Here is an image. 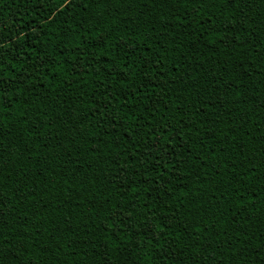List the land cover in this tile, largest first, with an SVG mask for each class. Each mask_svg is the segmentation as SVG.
<instances>
[{"label":"trees","instance_id":"obj_1","mask_svg":"<svg viewBox=\"0 0 264 264\" xmlns=\"http://www.w3.org/2000/svg\"><path fill=\"white\" fill-rule=\"evenodd\" d=\"M73 5L68 10L63 0L59 5L0 0V40L13 42L5 51L14 53L4 61L0 76L23 81L15 89L5 83L14 102L11 113L0 117V264H103L106 255L111 264H258L251 257L264 242V0H241L234 18L225 13L224 23L235 31H224L215 21L216 31L207 36H224L215 45L198 39L200 25L209 27L207 17L220 16L208 0L197 15L200 23L189 31L179 24L184 16L192 20L185 7L173 12L168 10L172 5L145 6L134 0L131 6H110L112 15L105 18L91 0H73ZM109 28L105 46L93 48L95 37ZM133 45L140 53L124 55ZM113 55L119 57L114 67ZM44 61L54 64L41 69L42 83L34 86L25 79V66ZM157 62L163 73L156 71ZM74 63L82 66L75 78L70 70ZM110 68L123 69L127 83L108 77ZM162 75L167 94L156 89V95L167 103L145 111L152 101L145 103L144 93L151 88L137 86L148 84L149 78L162 83ZM106 102L112 111L104 116H114L123 127L113 129L111 120L100 122V114L94 115L93 105ZM141 121L143 126L136 128ZM165 121L179 133L172 144L181 141L190 152H184L188 164L181 170L196 169L198 175L189 179L187 191L168 185L171 199L165 196L161 203L151 186L138 180L143 158L137 154L132 159V154L138 149L142 153L143 146L134 147L128 135L138 141L149 126ZM109 130L123 138L106 136ZM118 165L127 169L128 184H121ZM234 176L243 177V185L254 190L244 201L232 195L240 185L226 188ZM157 182L163 180L157 177ZM248 200L254 206L238 207ZM201 205L207 223L216 221L210 236L197 230L190 241L180 224L151 243L136 235L150 213L153 220H163L169 210H178V219L187 225L200 221L203 226L196 214ZM113 207L131 213L132 226L121 228V239L111 235L108 224ZM177 234L179 240L174 239Z\"/></svg>","mask_w":264,"mask_h":264},{"label":"snow or ice","instance_id":"obj_2","mask_svg":"<svg viewBox=\"0 0 264 264\" xmlns=\"http://www.w3.org/2000/svg\"><path fill=\"white\" fill-rule=\"evenodd\" d=\"M30 3H35V0H29ZM40 2L48 3L51 2L54 5H59L60 0H40ZM92 3L96 4L97 7L101 9V14L107 18V16L112 15L110 11V6H115L116 8H119L122 5H129L134 2V0H91ZM208 2L212 5V7L217 8V11L220 13L219 17H213L208 16L206 19V23L209 25L208 28L204 27V24H201V28H203V32L200 34L198 39H204L207 40L208 43L211 44H217V41L223 42L224 36H218L216 39H212L207 36V33L212 30L216 31V22L219 21L220 24L223 25L224 31H235V29H229L228 25L224 23V20L227 19L225 16V13H230L231 16L234 18L236 16L235 9H238L240 7L241 0H208ZM64 6L66 9L70 10L71 7H73V0H63ZM141 4H144L147 6L149 3H151L153 6H155L157 3H160L161 5H164L167 7V5H172L173 7L168 9L169 11H176L177 6L179 7H185L188 14L192 16V20H188L187 16L181 17L179 19V24L181 26H185V31H189L192 28L193 23H200V21L197 19V15L201 8L204 7L205 0H140ZM190 5V7H189ZM63 11V9H61ZM163 19V17H161ZM113 22L114 17H113ZM169 24H171V21H168ZM230 23L234 24L235 20L232 19ZM35 31V29H33ZM111 29H107L104 32H99V35L95 37L96 44L93 45V48H103L105 46V42L110 39V33ZM4 32V28L0 27V33ZM17 39H20L17 37ZM23 43V41H21ZM174 43V41H173ZM196 41H192V44L195 45ZM13 46V42L7 41V40H0V71L3 70L4 67V61L7 60L8 55H13L14 53L6 52L5 49H11ZM75 47H79V45H76ZM150 47V45H149ZM140 53V49L137 48L135 45H133V50L131 53L125 52L124 55H131L133 57H136ZM119 59L117 55H113L111 57V64L114 67L116 60ZM146 65L148 64V60L145 59L143 61ZM97 63H100V58H97ZM158 63V68L156 71H159L161 73L164 72V68L162 64ZM54 62L53 61H44L43 63H36L33 64L31 68H28L25 66V72H28L29 75L25 77V79H29L32 81L33 85H40L42 81L38 79L40 75H42L41 69L43 68H52ZM126 65V62H125ZM70 70L72 71V77H78L82 71V66L80 64H72L70 65ZM57 73L60 71L59 69L56 70ZM170 71V69H169ZM156 72L153 73L155 75ZM147 75V73H145ZM117 76L121 80H124L127 83V74L124 72L123 69H121L119 72L113 71L112 68L108 71V77H111L115 79ZM107 78V77H106ZM162 83H155L149 78V83L144 84L143 81H141V84L137 87H143V88H151V91L145 92V103H147V100H151L152 103L147 108H145V111H152L154 112L156 110V105L163 103H167L166 101H162V98L158 95H156V89H160L161 92H165V89L169 86L168 82L166 80H163V75L161 76ZM8 83V87L15 89L18 87L20 83H22V80H18L15 77H7V76H0V117H2L5 113L10 114L11 113V106L14 102L13 97L9 95L8 88H5V83ZM163 85V86H162ZM29 91L33 90V87H29ZM131 92V90H128ZM132 97L135 96V93H131ZM181 105L176 104V107L179 108ZM93 108L95 109L94 115L96 113H99L101 116V121L103 119L107 118L112 121V128L117 129L118 127H123V124L120 123V120L116 119L114 116H104V113H110L112 111L111 109V103L106 102L103 105L94 104ZM23 115V114H22ZM124 116H127V113L124 114ZM85 118L89 119L87 114H85ZM99 123V122H98ZM167 125V126H165ZM165 125H161L159 123L156 124L155 128H152L149 126V131L144 133V136H140L138 141L132 140V135H128V141H130L133 146H137V144H141L143 146V152H138L135 154H132V159L136 158V155H140L143 159L140 161V167L144 168V172H138V180L141 184H147L151 186V192H156L157 195L160 197L161 203L164 201V197L167 196V198L171 199V193L168 191V185H173L174 187L179 190L180 188H183L187 191L188 188V181L189 179L198 172L196 169H185L181 170V165H187L188 161L184 157V152H187V146L181 142L177 141V145L172 144V140H175L176 137L179 135L178 132L175 131V129H172L168 121H165ZM143 126V122L141 121L136 125V128H140ZM187 126V125H185ZM34 130L38 132V128L36 127L35 122H33ZM136 128H133V132L136 133ZM127 131V130H125ZM211 131V129H210ZM139 136V133H136ZM106 136H113L117 140L123 138V134L119 133L118 131L114 132L109 130L105 133ZM144 137H147L145 139ZM47 142H45V147H47ZM117 147H119V144H117ZM95 150V149H93ZM188 155H190V152H187ZM0 159H2V156H0ZM145 160L148 161V166L145 167ZM235 162H233L234 165ZM123 169V174L119 177L121 180V184H128V180L126 179L127 176V169L124 168L123 165H118ZM227 167V165H225ZM162 171H159L161 170ZM152 173H155V175H152ZM157 177H160L161 180H163V183L157 182ZM243 177L234 176L232 180L228 181L226 188L232 189L233 184L240 185V187H237L233 190L232 195L236 197L239 201H244L246 195L250 191H254L252 189L247 188V186L243 185ZM113 184H115V178H113ZM144 192L146 194L150 195V191L148 187H144ZM216 191H220L219 188L216 189ZM139 192V188L134 189V194ZM197 192H199V188L197 189ZM224 194L221 193V196ZM213 197L215 198V193H213ZM153 199H155L153 197ZM105 200H107V197H105ZM183 204V201H181V205ZM249 204L254 206L253 200H248L247 203H240L238 205L239 208L247 209ZM4 205L0 203V212H2ZM196 214L201 218V221H203V226H201L200 221H198L195 226H190L185 224L183 220L178 219V210L177 212L169 210L168 212H165L164 219H152V214L150 213L148 217H146L142 223L141 227L143 228V232L141 233L139 229L136 231V235H142L145 237L149 243L153 240V238L159 240L160 237H163L165 235H168L174 226L176 224H180L183 226L184 232L187 233V238L190 241H193L195 239L194 232L199 230L203 234L212 235V230L215 229L216 221H213L212 224L207 223V218L205 217V210L203 206L196 209ZM235 215V214H233ZM131 213L125 215L123 208H115L113 207V210L111 212V218L108 221L109 227L113 228V232L111 235H114L116 239L122 238V232L121 228H128L132 226V221L130 219ZM222 218V217H221ZM189 219H191V216H189ZM104 231H107V229H104ZM217 236H219V232L216 233ZM245 240H251L245 234ZM257 238L258 237H254ZM175 240L180 239V235L177 234L174 237ZM128 243H133L132 236L128 237ZM136 245L139 247H143L142 244H140V241H135ZM203 243V241H201ZM212 246L211 240L208 241V247ZM162 247V245H161ZM185 247H188V245H185ZM192 247L198 248L199 245L193 243ZM257 249H260V251H257L255 256L251 257L252 259L258 258V264H264V242H261V244H257L255 246ZM207 251V249H205ZM97 252H99V249H97ZM235 255V253L233 254ZM222 260V257H221ZM103 264H111V256L106 255V260L103 262Z\"/></svg>","mask_w":264,"mask_h":264}]
</instances>
